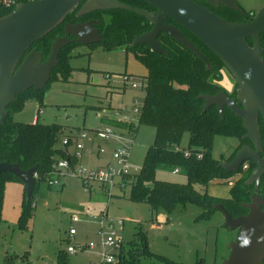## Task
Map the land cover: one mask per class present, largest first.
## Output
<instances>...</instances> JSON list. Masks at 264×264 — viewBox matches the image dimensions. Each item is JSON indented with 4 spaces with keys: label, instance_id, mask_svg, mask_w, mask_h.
<instances>
[{
    "label": "rangeland",
    "instance_id": "374dc122",
    "mask_svg": "<svg viewBox=\"0 0 264 264\" xmlns=\"http://www.w3.org/2000/svg\"><path fill=\"white\" fill-rule=\"evenodd\" d=\"M236 2L246 14L257 15L264 7V0ZM70 54L71 78L64 81L62 74L58 73L59 80L50 82L41 96L32 91L25 98L22 111L13 116L14 121L31 124L38 118L42 125L62 126L63 136L58 147L64 137L79 135L83 130L113 129L123 137L125 144L129 142L128 164L131 169L128 174L116 178L119 184L112 189L96 182L85 185L82 178L71 175L64 179V188H49L46 183H41L33 197L35 210L26 231L18 228L23 203L18 185L7 184L0 226V264H59V261L60 264H89L94 260L90 254L67 255L64 239L72 228L78 232L77 242L97 241L100 213H106L110 219L125 221L120 237L125 243L123 254L128 263L132 252L135 253V264H164L158 258L176 264H224L238 231L231 232L224 227L225 218L221 212L215 211L209 219H201L204 210L188 205L168 216L154 213L148 205L129 200L130 187L126 182L140 173L147 150L154 144L156 131L140 125V114L134 113L135 102L138 107L144 105L146 89H125L122 76H133L146 85L147 69L133 54H126L125 48L109 52L102 46L79 45ZM107 76H111V82ZM223 76V88L234 95L236 84L233 78L227 71H223ZM116 112L120 113L119 116L115 115ZM120 120H132L133 123ZM132 125L139 127L137 133H130L128 128ZM189 139L190 135L185 134L182 148L188 147ZM116 142H100L106 153L99 157L98 142L92 148L89 142L82 141L86 148L82 160L84 167L97 171L109 163L117 166L113 162ZM239 145L240 141L235 137L216 136L212 156L225 162ZM246 166L247 170L243 169L240 174L213 182L206 192L214 198L227 200L231 188L245 172L255 170L249 163ZM157 179L178 184L187 182L177 172H159ZM196 189L205 192L199 187ZM87 209L92 210L93 218L85 215ZM75 217L79 221H73ZM143 236L147 238V253L142 248ZM143 251L144 255H136Z\"/></svg>",
    "mask_w": 264,
    "mask_h": 264
},
{
    "label": "trees",
    "instance_id": "16d2710c",
    "mask_svg": "<svg viewBox=\"0 0 264 264\" xmlns=\"http://www.w3.org/2000/svg\"><path fill=\"white\" fill-rule=\"evenodd\" d=\"M31 1L24 0V3H31ZM118 2L147 12L155 11L142 0H118ZM198 4L232 23H249L256 16L254 13L242 14L224 7L213 8L207 3ZM83 5L84 3L80 8ZM78 11L69 15L63 25L36 43L33 48L41 52L44 61H47L51 54L52 43L57 37L64 36L66 24L75 25L95 20L99 22L96 29L100 32L102 42L94 46H102L109 52L125 48L126 54H133L135 59L147 69L146 97L140 112V125L154 128L156 138L154 144L147 150L140 173L126 182L130 187L129 200L148 205L154 213H164L168 216L178 208L194 205L204 210L201 219H209L216 211L214 206L217 204H222L233 218L246 214L242 205L254 192V187H247L245 184L251 176V170L246 171L243 178L231 188L230 197L227 200L214 198L206 192L213 182L224 181L236 175L227 173L220 166L222 161L213 158L212 151L216 136H231L240 141L239 147L226 162H232L241 147L245 145L252 147L250 141H242L246 134L242 121L229 109H224V121L221 120L216 107L210 108L205 114L202 113L205 101L200 99V96H215L225 91L221 83L224 80L223 71L226 69L220 59L197 38L183 29L192 44L208 58L212 64L211 71L207 70L206 65L194 53L165 35H160L158 41L162 49L169 54L168 56L155 54L147 46H134L136 37L150 32L153 28L144 17L136 13L111 9L78 18ZM12 12L13 10L2 9L0 18ZM168 23L174 25L170 19ZM261 41L264 47V33ZM248 42L253 45L252 40ZM79 45L72 43L62 50L59 55V67L53 71L51 82L59 80L58 73L62 74L64 81L71 78L73 69L69 65L72 58L70 53ZM32 91L35 90L18 96L7 109L9 115L5 124L0 123V163L17 164L23 171L38 167L35 194L39 185L45 183L55 161L62 159L74 161L58 147L60 138L63 136L62 126L42 125L39 122L25 124L14 121L13 116L22 111L24 100ZM43 92L40 91L37 94L41 96ZM235 95L236 92L232 96ZM260 128L264 138L262 120ZM128 129L134 134L137 133L139 127L132 125ZM185 134L190 135L189 145L187 148H182ZM249 164L253 166L252 168L255 167L252 162ZM159 172L172 174L177 172L183 175L187 182L178 184L158 180ZM8 183L22 184L19 179L8 173L0 176V226L4 193ZM262 186L264 189V181ZM196 187L204 189L205 192L198 191ZM34 194L27 201L24 186L22 212L18 221V228L22 231L29 229V223L33 217ZM141 242L142 248L147 253V238L143 236ZM134 254L129 253L130 261L127 264H135ZM158 259L164 264H176Z\"/></svg>",
    "mask_w": 264,
    "mask_h": 264
},
{
    "label": "water",
    "instance_id": "95a60500",
    "mask_svg": "<svg viewBox=\"0 0 264 264\" xmlns=\"http://www.w3.org/2000/svg\"><path fill=\"white\" fill-rule=\"evenodd\" d=\"M142 1L155 11L139 10L121 4L118 0H39L20 4L11 14L0 18V123L5 124L9 115L7 109L18 96L30 90L40 92L47 89L53 71L59 67V55L64 48L72 43L94 46L102 42L100 32L96 29L99 22L92 20L75 25L66 24L64 36L57 37L52 43L47 61H44L41 52L33 48L63 25L66 18L77 12L83 3L77 13L78 18L111 9L133 12L144 17L153 28L136 37L134 46H147L155 54L168 56L158 41L160 35H165L194 53L211 71L212 64L186 37L183 32L186 30L220 59L237 87L233 99L228 91L215 96H200L205 101L202 113L216 107L224 121V109H229L242 121L246 131L242 141H250L252 144V147H241L232 162L225 161L220 165L229 174H240L243 166L249 162L255 165V170L245 183L247 187L254 186L250 203L242 205L248 211L247 215L233 218L222 204L214 206L225 218L224 227L231 232L239 231L224 264H264V198L260 190L264 180V138L260 128L261 120L264 125V47L261 41L264 33V7L252 22L232 23L198 3L244 14L236 0ZM169 19L174 25L168 23ZM248 40H252L253 45ZM37 171L38 167L23 171L17 164L0 163V176L8 173L19 179L26 188L27 201L35 192ZM144 254L143 251L136 255Z\"/></svg>",
    "mask_w": 264,
    "mask_h": 264
},
{
    "label": "built area",
    "instance_id": "2783aa9c",
    "mask_svg": "<svg viewBox=\"0 0 264 264\" xmlns=\"http://www.w3.org/2000/svg\"><path fill=\"white\" fill-rule=\"evenodd\" d=\"M39 1V0H37ZM2 8L4 10H15V8L24 3V0H1ZM36 2V0H32ZM107 80L111 82V76H107ZM122 85L126 89L131 87L133 90L140 88H145L146 85L143 81L130 76H122ZM141 107L137 106L135 102L134 113L137 115L141 112ZM119 112H116V116H119ZM124 122L133 123L132 120H120ZM112 129V128H111ZM91 133V134H90ZM89 134L92 136L90 138ZM89 142L91 147L94 148L97 142L108 143L110 141H117L116 148L113 150V162L116 165L109 163L106 167L97 171H91L84 167L82 160L86 152L85 146L81 142ZM129 142L126 144L123 141V137L118 135L115 130H97L91 131L83 130L79 135L66 136L62 139L59 148L65 152V154L74 161L70 159H62L55 161L52 171L46 177L45 183L49 188H61L64 187V179L68 176H76L82 178L85 185L90 184V182H96L109 186V188H114L115 185L119 183L116 182V178H120L123 174H128L131 169L128 164V159L130 156ZM97 154L98 156H103L106 153V149L101 145L97 144ZM247 170V166L244 165L242 170ZM36 181L38 180V174H36ZM118 183V184H117ZM86 216H91L93 218V212L91 209L85 211ZM73 221H79L77 217L73 218ZM99 229L97 231V241L80 243L76 241L78 232L74 229H70L65 236L64 242L67 244L66 254L71 256H77L79 254H90L93 256L94 260L89 264H127L123 251L125 248V243L120 237V232L123 231L125 226L124 220H114L110 219L106 213H100L98 216Z\"/></svg>",
    "mask_w": 264,
    "mask_h": 264
},
{
    "label": "crops",
    "instance_id": "0c3cea01",
    "mask_svg": "<svg viewBox=\"0 0 264 264\" xmlns=\"http://www.w3.org/2000/svg\"><path fill=\"white\" fill-rule=\"evenodd\" d=\"M36 122H39L38 121V118H36L34 121H33V123H31V124H35ZM98 145H101V143L100 142H98ZM12 185V184H17L18 185V191L21 193V195H22V199L24 198V186L22 185V184H18V183H8V185ZM64 188V187H63Z\"/></svg>",
    "mask_w": 264,
    "mask_h": 264
},
{
    "label": "flooded vegetation",
    "instance_id": "af4514ba",
    "mask_svg": "<svg viewBox=\"0 0 264 264\" xmlns=\"http://www.w3.org/2000/svg\"><path fill=\"white\" fill-rule=\"evenodd\" d=\"M3 8H1V10H2ZM0 10V11H1ZM236 87H235V91H236ZM229 95H230V97L233 99V98H235L236 97V95L235 96H232V93H230L229 92ZM263 181L264 180H262V183H263ZM252 187H254V186H252ZM260 190H261V196L264 198V189H263V186H262V184H261V187H260ZM254 194V193H253ZM250 201H251V198H250ZM248 203H250V202H248ZM245 204H247V203H245ZM246 211V214H244V215H242V216H245V215H247V213H248V211L247 210H245ZM238 233H239V231H238Z\"/></svg>",
    "mask_w": 264,
    "mask_h": 264
}]
</instances>
